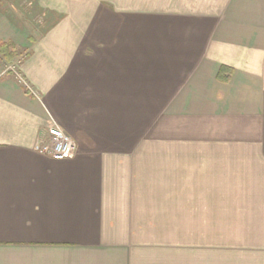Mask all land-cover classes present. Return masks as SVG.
I'll return each instance as SVG.
<instances>
[{
	"label": "crops",
	"instance_id": "obj_1",
	"mask_svg": "<svg viewBox=\"0 0 264 264\" xmlns=\"http://www.w3.org/2000/svg\"><path fill=\"white\" fill-rule=\"evenodd\" d=\"M0 264H264V0H0Z\"/></svg>",
	"mask_w": 264,
	"mask_h": 264
},
{
	"label": "built area",
	"instance_id": "obj_2",
	"mask_svg": "<svg viewBox=\"0 0 264 264\" xmlns=\"http://www.w3.org/2000/svg\"><path fill=\"white\" fill-rule=\"evenodd\" d=\"M34 150L59 162L70 160L74 157L76 144L70 136L54 124H51L47 129V140L38 143Z\"/></svg>",
	"mask_w": 264,
	"mask_h": 264
},
{
	"label": "trees",
	"instance_id": "obj_3",
	"mask_svg": "<svg viewBox=\"0 0 264 264\" xmlns=\"http://www.w3.org/2000/svg\"><path fill=\"white\" fill-rule=\"evenodd\" d=\"M9 47H7V49H8ZM2 52H3V50H2Z\"/></svg>",
	"mask_w": 264,
	"mask_h": 264
},
{
	"label": "rangeland",
	"instance_id": "obj_4",
	"mask_svg": "<svg viewBox=\"0 0 264 264\" xmlns=\"http://www.w3.org/2000/svg\"><path fill=\"white\" fill-rule=\"evenodd\" d=\"M14 69V68H13ZM17 77V76H16ZM18 79V78H17ZM19 80V79H18Z\"/></svg>",
	"mask_w": 264,
	"mask_h": 264
}]
</instances>
